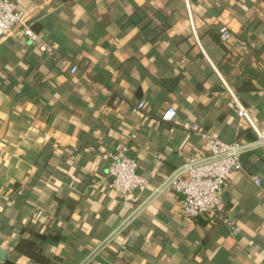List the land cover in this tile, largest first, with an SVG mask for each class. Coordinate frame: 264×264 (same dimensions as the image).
Returning <instances> with one entry per match:
<instances>
[{
  "label": "crops",
  "instance_id": "crops-1",
  "mask_svg": "<svg viewBox=\"0 0 264 264\" xmlns=\"http://www.w3.org/2000/svg\"><path fill=\"white\" fill-rule=\"evenodd\" d=\"M13 1L54 53L0 38V264H264V145L228 107L231 89L264 130V0ZM204 133L240 142L243 169L188 218L169 182ZM120 142L137 200L109 183Z\"/></svg>",
  "mask_w": 264,
  "mask_h": 264
},
{
  "label": "built area",
  "instance_id": "built-area-1",
  "mask_svg": "<svg viewBox=\"0 0 264 264\" xmlns=\"http://www.w3.org/2000/svg\"><path fill=\"white\" fill-rule=\"evenodd\" d=\"M12 33L24 34L36 44L43 43L42 46L49 54L54 53V48L44 43L33 29V20L27 13L19 9L13 0H0V38ZM221 39L230 49L242 51L247 47V41L236 37L229 29L222 31ZM77 68V65H73L71 71L75 72ZM230 92L233 98L228 102V107L249 122L257 133L258 142L264 145V130L257 126L249 109L231 89ZM145 107V100H141L134 106L133 111L138 112ZM177 114V109L169 106L163 111L161 119L171 122ZM132 137L135 138L136 134ZM203 137L210 154L205 158H186L183 169L176 172L169 182L172 189L181 195L180 211L188 218L216 214L223 203L221 192L227 186L231 173L243 169L241 154L244 146L240 142H226L210 133H204ZM129 149L130 145L123 142L114 147L108 177L110 186L116 190L118 196L133 201L137 200L136 192L146 188L147 180L138 173L139 162L129 153ZM254 180L257 184L262 181L259 176ZM224 221L228 220L224 218Z\"/></svg>",
  "mask_w": 264,
  "mask_h": 264
}]
</instances>
